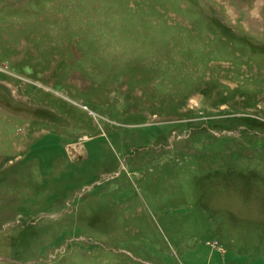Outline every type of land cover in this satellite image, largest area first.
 <instances>
[{
	"label": "rangeland",
	"instance_id": "1",
	"mask_svg": "<svg viewBox=\"0 0 264 264\" xmlns=\"http://www.w3.org/2000/svg\"><path fill=\"white\" fill-rule=\"evenodd\" d=\"M0 264H264V0H0Z\"/></svg>",
	"mask_w": 264,
	"mask_h": 264
}]
</instances>
